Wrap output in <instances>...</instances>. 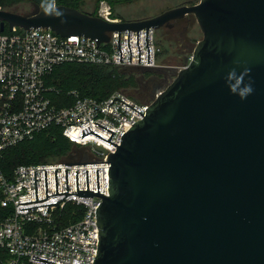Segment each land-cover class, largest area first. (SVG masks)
<instances>
[{"label":"water","instance_id":"water-1","mask_svg":"<svg viewBox=\"0 0 264 264\" xmlns=\"http://www.w3.org/2000/svg\"><path fill=\"white\" fill-rule=\"evenodd\" d=\"M35 2L30 13L0 9V30L51 29L64 37H91L97 46L118 30L120 47V31L130 30L132 59L131 29H138L139 60L141 28L148 27V47L149 27L189 14L203 33L190 62L123 134L120 145L111 141L115 131L98 122L113 132L109 139L90 126L83 129L82 138L94 134L117 146L109 161L66 163L111 162L109 195L100 193L99 169L98 192L90 190L89 170L88 190H80L76 170L78 193H69L68 169L62 192L103 197L94 264H264V0H200L117 23L74 7ZM233 69L253 88L245 99L229 90ZM45 177L47 198L62 194L57 170V194L48 193L47 170ZM35 179L41 201L37 172ZM64 199L21 210L44 205L49 210Z\"/></svg>","mask_w":264,"mask_h":264},{"label":"built area","instance_id":"built-area-1","mask_svg":"<svg viewBox=\"0 0 264 264\" xmlns=\"http://www.w3.org/2000/svg\"><path fill=\"white\" fill-rule=\"evenodd\" d=\"M98 16L112 23L122 21L114 18L109 9H104ZM6 29L8 32H0V154L52 126L61 127L64 136L84 150L76 152L70 160L19 165L12 180L0 176V205L13 208L11 214L0 217V249L7 250L11 256L3 264H94L100 245L97 208L103 197L67 196L62 192L67 191L66 169L69 193H78L76 170L80 190H88L89 170L90 190L98 192L99 169L100 193L109 195L111 162L71 166L66 163L109 161L117 146L94 134L82 138L83 129L90 126L109 139L113 132L98 125V122L115 131L111 141L120 145L123 134L144 118L146 109L165 89L159 90L153 100L145 103L120 91L104 100L82 97L78 92L71 91L74 104L60 108L50 96L54 88L47 85V77L63 63L155 68L159 52L157 29L149 27V61L148 27L139 29L141 60L138 29H131L132 59L130 30L120 31L122 60L118 30L109 32L110 40L97 46L91 37H64L51 29ZM45 170L49 195L57 194L56 170L59 193L62 194L47 198ZM35 172L41 201H37ZM62 199V202L50 205L49 210V205L21 210ZM30 201L37 202L20 204ZM69 204L81 206L84 210L79 220L64 224L63 214ZM34 255L48 261L34 260ZM51 260L55 263L49 262Z\"/></svg>","mask_w":264,"mask_h":264},{"label":"trees","instance_id":"trees-1","mask_svg":"<svg viewBox=\"0 0 264 264\" xmlns=\"http://www.w3.org/2000/svg\"><path fill=\"white\" fill-rule=\"evenodd\" d=\"M43 1L52 3L54 0ZM100 1L104 0H96L97 3ZM105 1H108L115 7L132 4L138 0ZM56 2L58 5H66L81 10L78 7L77 0H56ZM89 14L97 16V14ZM121 20L130 21L132 19ZM5 32H8V30L6 29ZM120 67L122 66L85 63L60 64L56 66L47 77V85L54 88L50 96L54 104L60 108L74 104L75 98L73 94H71V91L78 92L82 97L104 100L115 91L125 89L133 81V76H127V72L119 69ZM82 150H84V148H81L64 136L61 127L52 126L37 133L34 138L3 151L0 154V176L2 175L8 180H12L15 170L19 165L46 163L54 156L65 158L68 155V159H63L61 161L69 160L76 152ZM83 210L84 208L81 206L69 204L63 214L64 224L79 220ZM12 212V207L4 208L0 205V217H6ZM10 257L7 250L0 249V264H3V262L7 261Z\"/></svg>","mask_w":264,"mask_h":264},{"label":"rangeland","instance_id":"rangeland-1","mask_svg":"<svg viewBox=\"0 0 264 264\" xmlns=\"http://www.w3.org/2000/svg\"><path fill=\"white\" fill-rule=\"evenodd\" d=\"M33 1L34 0H0V9L17 13H30L33 11ZM183 1L184 0H138L132 4L114 7L105 0L98 3L96 0H77L78 7L83 11L93 13L95 15L97 14L98 16V14L104 9H109L112 12V16L114 18L127 20L144 19L160 15L164 11L178 6ZM52 3L58 6L56 0H54ZM187 20H189V28L188 32L185 34L186 37L184 36L185 39H178L175 34H170L169 30L162 26L156 30V44L159 49L157 67L152 69H142L138 67L119 68L121 70H125L127 72V76L132 75L133 81L125 89L118 91L124 92L133 99L145 103L153 100L155 94L159 90L165 89L174 80L178 72L190 62L194 47L198 40L203 36L195 15L189 14L187 16ZM184 44H188L190 48L188 52H186V55L180 56L178 54V50H181ZM165 70L171 71V75L168 77L167 81L154 91L151 98H145L146 85L150 83L151 78L154 75L159 76L161 75L162 71ZM68 158V155L65 158H58L54 156L48 161L56 162Z\"/></svg>","mask_w":264,"mask_h":264},{"label":"flooded vegetation","instance_id":"flooded-vegetation-1","mask_svg":"<svg viewBox=\"0 0 264 264\" xmlns=\"http://www.w3.org/2000/svg\"><path fill=\"white\" fill-rule=\"evenodd\" d=\"M36 0H34L32 2V6H33V10L36 8ZM198 0H184L181 4H179L176 7L179 6H183V5H194L196 3H198ZM174 7V8H176ZM165 12V11H164ZM162 14V13H161ZM158 16V15H156ZM187 16L181 17V18H177V19H172L170 21H166L164 23H162V27H165L169 30L170 34H175L177 36V38H184L185 39V34L188 32V28H189V20H187ZM155 17V16H153ZM185 36V37H184ZM183 48H181V50H178V54L180 56L186 55V52H188L190 46L188 44H184L182 46ZM142 69H152V68H142ZM171 75V71L169 70H165L162 71L161 75L157 76L154 75L151 78V81L149 84L146 85L145 90V98H151V96L153 95L154 91L163 83H165L168 79V77Z\"/></svg>","mask_w":264,"mask_h":264},{"label":"clouds","instance_id":"clouds-1","mask_svg":"<svg viewBox=\"0 0 264 264\" xmlns=\"http://www.w3.org/2000/svg\"><path fill=\"white\" fill-rule=\"evenodd\" d=\"M229 79L234 80V84L229 85V90L234 94L238 95L241 99H245L251 92L253 88L250 83H246L241 74H237V71L233 69L229 73ZM243 84V86H241Z\"/></svg>","mask_w":264,"mask_h":264}]
</instances>
